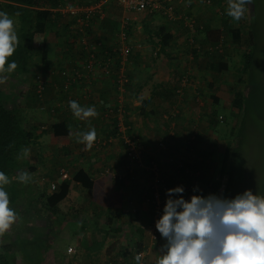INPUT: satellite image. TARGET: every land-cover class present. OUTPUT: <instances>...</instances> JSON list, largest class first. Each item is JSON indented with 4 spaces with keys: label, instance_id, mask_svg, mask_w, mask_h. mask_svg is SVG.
Here are the masks:
<instances>
[{
    "label": "crops",
    "instance_id": "crops-1",
    "mask_svg": "<svg viewBox=\"0 0 264 264\" xmlns=\"http://www.w3.org/2000/svg\"><path fill=\"white\" fill-rule=\"evenodd\" d=\"M170 1L173 8L172 20L160 12L151 15L143 13V21L146 23L150 20L153 24H148L149 27L150 25L152 27L149 29V35L157 37L158 43L148 39L149 43L144 44L146 46L142 48L139 43L137 44V41L130 40L129 43L132 42L131 46L133 47L132 57L126 60V57L119 54L120 57H115L120 60L111 59V63L116 69L111 77H99L96 67L94 74L89 79L82 78L80 81L71 82L66 91L61 89L64 83L68 82L66 79L69 78L66 75L73 68L81 71L83 58L78 55L79 47H77L78 49L75 48L76 55H74L73 49L70 51L65 44H61L55 34L42 35L35 40L36 48L42 47L46 43L45 47L48 58L52 61V69L45 73L47 85L42 99H36L33 104L31 103L35 105L33 110L23 104L26 100H17L23 107L26 128L31 130L34 127V131L32 130L31 143L27 147L29 154L22 160L25 161V168L22 167L20 171L9 177L11 183L5 186V190L10 196L9 189L15 182H19L16 177L21 172L29 173L31 180L27 184L19 182L20 186L17 188L22 190L25 187V192L31 193L32 196L37 193L51 194L53 192L51 185H55L57 188L62 181L69 180L81 170L94 178L110 172L124 196V206L119 213L98 209L89 202L90 192L86 190L88 192L86 193L76 184L57 207L58 215L53 221H57L58 225L45 220L51 218L49 213L41 216V213L46 212L44 205L38 203L36 207L29 206L27 203L28 196L25 198L22 196L19 203H10L9 205L17 213V220L6 233L0 235V264H6L4 259L10 260L8 264H24L27 259L20 252V249L30 239L33 240L37 236L40 241L37 243L41 247L38 248L37 244L33 243L38 257L34 264H109L111 262L108 259L115 261L117 257L121 256L132 261L134 260L132 258L133 252L139 247L145 251V264H155L156 258L162 254V248L167 242L166 239L158 235L156 240H152L148 232V226L155 209L154 202L152 201L153 205H151L150 200L152 199L148 195L142 194L141 188L136 186L137 180H145L144 182L148 180V183H145L148 187L150 177L145 176L147 179H143L138 175L148 174L145 165L152 164L151 160H153L155 153L149 151L148 145L143 142L141 147L143 145L144 148H148L147 155L143 156L145 157L143 159L145 167L142 164L140 167L130 164L124 155L123 148L125 147L122 137L125 134L122 135L124 129L122 125L129 130V135L134 143L138 140H134V137L135 135L138 137L139 132L144 133L142 135L143 141L152 139L151 134L160 131L156 124V117L161 119V123H163L169 115L163 113L161 100H168L169 104H171L172 99L174 102L177 101V107H174V103L170 105L175 111L174 113L179 115L181 111L185 115V112H189L191 116L193 114L192 101L194 103L197 101L194 99L195 96L190 94L192 89L186 92L188 84L181 83L177 90L171 82L160 81L157 78L158 67L156 65L158 63L167 65L168 63L169 66L173 65L174 70L182 71L187 64L190 70L194 69L196 72L201 67L210 68L211 60L215 59L218 60L217 67H222L220 63H226L231 57V52L238 49L240 44L239 40L234 39L236 28H232V26H236L237 23L240 24L244 19L243 17L240 21H233L231 17L226 15L227 0ZM212 3H215L216 12H211L206 7ZM103 4V11L105 12L102 14L99 11V19H106L101 23L93 21L87 28L85 35L86 42L95 50L96 54L102 49L101 52L107 50L109 53L95 58L100 66L106 64V60H110V57L114 55L113 53H117L116 39H112L113 35L111 34L114 27L110 28L109 26L119 24V27L123 28L125 24H129L127 20H129L128 16L130 15L111 2L101 1L98 5L101 7ZM247 6L249 7V5H245L246 8ZM156 19H161V22L158 21L160 24L158 27L155 26L157 24ZM73 28L74 26L71 27L72 31ZM162 29L164 34L171 37L164 45L160 43V38L163 36L160 34ZM213 36L218 37L217 41L210 39ZM140 48L142 49L140 50ZM35 61L36 63L39 62L40 57L36 56ZM190 62L197 65H188ZM181 71L179 75L182 78L184 75ZM39 74L42 73L39 72ZM201 76L204 77L205 75ZM118 77H124L125 85L122 84L117 88L113 85V80L118 79ZM4 83L5 86L12 87L6 88V94L12 101L18 99V93H22V91V95L24 93L29 95L32 93L33 95L32 86L35 82L30 75H15L13 78L10 74ZM180 90H184L183 93L187 97L189 96V99H185V97L176 99L174 94L178 96ZM170 91H173L174 94H171ZM168 95L170 96L168 97ZM70 101L78 102L81 107H94L98 115L85 120L78 119L69 107ZM143 101H145L144 105ZM10 104L16 107L13 102ZM104 109L112 110V114L108 118L104 116ZM113 117L117 121L114 126L112 124ZM59 122H64L68 133L71 131L73 135H69L67 143L57 146L51 144L50 140L53 136L52 127ZM116 126L119 127L120 132L116 129L113 130V127L116 128ZM168 127L166 126V130ZM92 128L96 130V139L102 140L103 145L100 148L93 146L91 150H85V145L77 142L75 133L87 132ZM149 146L155 145L152 146L149 143ZM149 153L150 155H148ZM52 161L60 164L56 170L54 169L57 165L52 164ZM189 164L191 165V163ZM162 172L164 178L160 183H164L161 184L164 189L169 190L176 187L185 189L184 180L186 178L182 177L179 172L175 177H171L170 174L166 175L165 171ZM185 174L187 173L185 172ZM138 183L140 184V182ZM135 186L137 190H134ZM155 193L157 191L153 192V198L157 195ZM183 194L184 191L182 194H173L174 197L172 198L177 199ZM137 211L141 214L139 217H134V213ZM30 212L33 214H29ZM69 213L72 214L70 220L61 221L59 219ZM142 214L146 219H142ZM110 218L112 219L109 220ZM66 221L75 223L76 226L82 225L84 228L77 230L75 226L73 232L71 226L70 229H67L65 237H71L75 247L69 246L67 247L68 251L62 253L55 245V241L49 240H55L56 235L61 236V232L66 229ZM32 229L37 231L34 232L35 230ZM52 251L55 254L50 256ZM125 251L127 252L126 256L122 255ZM98 259L101 263L96 262Z\"/></svg>",
    "mask_w": 264,
    "mask_h": 264
},
{
    "label": "rangeland",
    "instance_id": "rangeland-1",
    "mask_svg": "<svg viewBox=\"0 0 264 264\" xmlns=\"http://www.w3.org/2000/svg\"><path fill=\"white\" fill-rule=\"evenodd\" d=\"M214 5L215 3H212L206 7L208 10H211V12H216V6ZM247 8L248 10L242 20V22L245 23L241 22L242 24L237 23L236 26H232V28H236L241 32L243 39L240 41V44L237 47L238 49L231 52V57L226 61V69L218 68V60L214 59L211 60L212 65L210 68L201 67L195 72L194 69L190 70L186 64V67H184L182 71L180 70L184 75L181 78V82L188 84L186 92L189 89H192L190 94L195 96L194 99H197L195 103L192 101L193 107L191 109H193V114L190 116L189 112H185V115H183L180 111L179 120H170L168 116L175 115V111H173V108L170 105L174 103V107H177V101L174 102L172 99L171 104H169L168 100H161V103L163 104V113L169 115H167L168 119L166 118L163 123H161V119H157L156 117V124L160 131L153 132L151 134L152 139L150 140L145 139L143 141L142 135H144V133L141 134L140 132L138 133V137H136V135L134 137V140L138 139L135 142L137 143L136 150L140 159L137 164L138 167L141 166L140 164L144 166L143 159H145V157L143 156H146L148 152V148H144L143 145L141 147L143 142L148 145L149 151L155 153L153 160H151L152 164L149 165V163L148 165H145L147 171L144 168H141L148 174L138 175V177L143 179H147L145 176L150 177L148 187L147 184H145L146 182L148 183V180L146 182H144L145 180H137L136 182V186L141 188L142 194L148 195V197L152 199L150 200L151 205L155 202L152 196L153 192L157 191L155 194L160 198L162 197L161 189L163 186H161V184H164L160 183L164 178L162 171H165V174L167 173L166 175L170 174L171 177H175V175L178 174V169L180 167H182L181 169L186 173L190 172L191 165H193L192 161L197 159V155L192 154L195 152L187 146L188 140L193 131L194 134L192 137L195 133L201 137L199 144L200 148L203 146L202 141L205 143L207 140L212 139V141L215 142V156H211V158L215 160L217 170L213 172L210 178L193 182V184L186 182V177L184 180L185 189L183 194L185 200L190 201L193 195L203 197L216 195L226 199H233L238 194H243L246 190H250L254 195H260L262 187H264V0H251V4H249V7L247 6ZM128 19V25L131 26L132 29L131 41H137V44L139 43L142 48L146 46L144 44L149 43L148 39H152L153 42H159L157 37L149 35V29L152 28L151 25L153 24H151L152 22H150V20L146 23L143 21V13L130 14ZM156 20L157 24H155V26L158 27L160 25L158 21L161 22V19ZM144 23L145 25L142 27ZM149 23L151 24L150 27L148 26ZM117 27H119V24ZM249 36H251V40H249ZM142 48H140V50ZM245 52L252 54V67L249 72L242 73L239 69L244 64L243 55ZM195 64L196 63L194 62H190L188 65L195 66ZM171 66L173 67V65H170L169 67L172 68ZM180 71H178V74H180ZM200 74L205 76L202 77ZM239 78H241L240 83L242 82L240 86H238ZM6 88L10 89L12 87L5 86V89ZM236 90L243 91V103L240 110L233 109L231 105ZM167 91L168 90L166 89V92ZM183 91L179 92L178 96L175 95L173 91H170V93L174 94V96L177 97L176 99H178V97H185V99H187L189 96L187 97ZM169 96L170 95H168V97ZM212 99H217L218 104L213 103ZM109 116L107 115L105 117L108 118ZM212 116L219 121L217 122L216 128L214 126H209L208 119ZM220 118H222V121L219 120ZM35 121L37 122V119ZM25 122L26 120H24V123ZM166 126H169L167 130ZM191 130L193 131L190 132ZM238 131L241 133V145L239 146V153L234 158V167L232 169L233 175L227 186V169L230 149L232 146L231 141L234 140V135ZM173 133L177 134L172 136ZM149 143L152 146L153 144L155 146L150 147ZM160 143L163 145L164 149L159 147ZM123 149L125 158L128 161L126 148ZM148 155H150V153ZM202 158L206 161V164L207 161L210 160V157L208 158V156H206L207 160L204 156ZM202 158L200 159V163ZM189 163H191V165ZM52 164L56 163L52 161ZM58 164H56L57 166L54 170L60 165ZM153 167L155 169L154 171H151V168ZM180 174L182 177H185L182 172H180ZM189 179L192 181L194 178ZM138 182H140V184ZM136 186L134 190H137ZM150 186L152 187L151 189ZM21 191L25 190L22 189ZM86 193L88 192L86 191ZM28 194L25 193L23 195L24 198L27 197L26 195ZM28 202L29 201H27V203ZM134 214V217H139L141 212L137 211ZM142 215V219H146L144 214ZM71 218L72 214L69 213L59 219L63 221L65 219L70 220ZM70 226L73 232L76 224L67 222L66 229L61 232V236L59 237L56 235L55 240H49L51 242L55 241V245L62 253H66L68 251L67 247L69 246L75 247L73 239L71 237H65L67 229H70ZM79 228L83 229L84 226H76L77 230ZM32 230H35L34 232L37 231L36 229ZM157 234L161 236L159 231H157ZM35 238L33 240L30 239V241L20 249V252L27 259V261H24V264H34L35 261H37L38 257L36 255V248L33 243L35 242L38 244L40 241L38 236ZM37 246L38 248L41 247L40 244ZM54 254L55 252L52 251L50 256H53ZM4 260L7 261V259ZM108 261H110V259H108ZM96 262L101 263L100 259Z\"/></svg>",
    "mask_w": 264,
    "mask_h": 264
},
{
    "label": "trees",
    "instance_id": "trees-1",
    "mask_svg": "<svg viewBox=\"0 0 264 264\" xmlns=\"http://www.w3.org/2000/svg\"><path fill=\"white\" fill-rule=\"evenodd\" d=\"M101 1L102 0H0V11L6 12L9 15V17L13 19L19 40V44L17 45L16 51L11 57L8 58L9 63L13 61L17 63V68L12 73H5L4 75H6L8 78V76L11 74L14 78L15 75L17 76V75L26 74V75H30L35 82L32 86V89L34 91L33 95L32 93H30L31 95L25 93L24 95H22L23 91L22 93L18 91L19 92L18 99H14L15 101L10 100V97L6 94L5 83H4L6 80L3 83H0V171H3L8 177H11L16 172L20 171L22 167L25 168L24 167L25 161H22L23 158L18 159V156H21L23 149H27V147L30 145L32 139L31 136L32 130L34 131V127L31 128V130L26 128V122L24 123L26 117L23 112V107L20 103H18V101L26 100L25 103L23 104H25L27 107L33 110L35 108V105H32L35 102L34 100L42 99V96L46 89L47 79L45 73L46 71L52 69V61L48 58V54L45 47L46 43H44L42 47L36 48L35 40H37V38H39L42 35L55 34L56 38L58 39L59 42H61V44H65L70 49V51H72L73 49L74 55H76V53L74 52L75 48L79 47V49L77 48L79 50L78 55H80V57L83 58L81 71H78L76 68H73L66 75V77L68 76L67 78L69 79H66L68 82H65L63 87L61 88L64 91L68 90L71 82H74L76 80L80 81L82 78H85L86 80L89 79V77H91V75L94 74L96 67L99 72V77L100 76L111 77L112 76L111 74L116 70L114 69V65L111 63V61L121 56L119 55L120 54L119 44L122 34L124 35V43L130 48H132L131 51L126 56L127 58L126 60L132 57L133 47L129 43L130 38L132 36L131 26L125 24L124 27L121 28V26L117 27V24H115V26H109V27L110 28L114 27L111 34L113 35L112 39L114 38L116 39L117 53L116 54L113 53L114 55L110 57V60L109 59L106 60V64H103L102 66H100L98 61L95 60V58L99 57L100 55L107 54L108 51L105 50L104 52H101L103 50L102 49L101 51H97L96 54L95 50L90 47L88 42H86L85 35L87 32V28L90 26V24L93 21L97 23H101L106 19V18H103L101 20L99 19L100 17L99 11H101L102 14H104L105 12L103 11L104 4L101 5L99 11H96L91 15L90 19L86 18V15L81 12L78 13L77 15L72 16L68 12L61 11L62 9H66V8L67 9L88 8L92 5L100 4ZM106 2H111L115 4L113 1H106ZM72 26H74L73 31L71 29ZM234 32H235L234 39L239 40L240 42L243 39L241 36V32L239 30H234ZM160 34L163 35L160 38V43L161 45H164V43L166 44L171 37L164 34L163 29L160 30ZM248 38L249 40H251V36H249ZM210 39L217 41L218 37L213 36L210 37ZM83 40L85 44H83ZM36 56L38 58L40 57V61L37 63L35 61ZM91 57L94 58L93 60L94 62L92 69L88 71L86 69V65L87 62L91 60ZM116 60H120V59L118 58ZM243 60H244V64L241 66L239 71L240 72L242 71V73L249 72L252 67V54L245 52L243 55ZM220 64L222 65V67H220L221 69H226L227 65L225 62H221ZM156 66L158 67L157 78L163 82L166 81L169 83L171 82L174 88L178 90V88H180L182 83L181 75L178 74V71L174 70L172 66H171L172 68H170L169 64L163 65L161 63H158ZM39 72H41L42 74H39ZM118 79L113 80V85H115V87L117 88L119 87ZM238 80H239L238 86H240V84H242V82L240 83L241 78H239ZM40 88H42V90L40 93H38V90ZM242 93H243L242 90L240 91L236 90V93H234V98L231 101V105L233 109L235 108L237 110H240L242 108V103H243ZM212 101L213 103L218 104L217 99H212ZM11 102H13L16 105V107H13L10 104ZM144 104L145 101H143V105ZM108 112L112 114L111 109H104L103 112L104 116L106 115V113L109 116L110 114H108ZM168 118L170 120L177 121L179 120L180 117L178 114L175 113V115L168 116ZM112 120H113L112 124L114 126L115 122L117 121L114 117L112 118ZM219 120L222 121V118H220ZM208 121H209L208 122L209 126L211 127L214 126L215 128L217 126V122H219L214 116L208 119ZM122 127H124L122 135L125 134V136L129 137L130 136L129 130L123 125ZM52 129H53V133H52L53 136L50 140L51 144L59 146L61 144L68 142L69 133L67 130V126L64 124V122H59L55 124L52 127ZM114 129L119 131L118 126H116V128L113 127V130ZM192 131L193 130H191L190 132ZM176 134L177 133H173L172 136ZM191 134L193 135L194 131ZM191 137L188 140L187 146L188 148H190L195 152L192 154H196L197 159L192 161L193 165H191L192 167L190 168V172L185 174V171L181 169L182 167L178 169V172L179 173L182 172L185 178L187 177V182L193 184V182L210 178L213 172L217 170V167L215 165V160L211 158V156L212 157L215 156L214 155L215 154L214 146L216 145L215 142L212 141V139L207 140L205 143L204 141H202L203 146L202 148H200L199 144L201 137L198 136L196 133L192 138ZM240 137H241V133L238 131L234 135V140L231 141L232 146L230 149L229 164L227 169V175H228L227 186L230 183L231 177L233 175L232 169L234 167L233 164L234 158L239 153V146L241 145ZM130 138L132 139L131 136ZM122 142L124 143L123 137H122ZM102 145H103L102 140L96 139L93 146L96 148H100L102 147ZM123 146L125 147L124 144ZM203 156L205 158L206 156H208V158L210 157V160L207 161V164L206 161L203 160L202 158ZM201 158L202 160L200 163ZM189 178H194V179L190 181ZM76 184H78L82 189L90 192L89 202L92 206L107 211H116L117 213L121 212V209H123L124 196L120 191V187L117 184L116 179L110 172L94 178L88 175L83 170L79 171L69 180L62 181L57 186V188L55 187V185H53L54 189H52L53 192L51 194L42 195L37 193L35 196H32V194L29 193L28 195H26L28 196L27 199L29 201L28 202L29 206L36 207L38 203H41L42 205L45 206V210H46V212L41 213V216L43 214L49 213L51 218H46L45 220H48L49 223L52 222L57 223V221H53V219H56L58 215L57 207L66 198V196L69 194V192L73 189L74 185ZM13 186H15L16 188ZM13 186L12 188L9 189L10 191L9 200L11 204L19 203L21 197L26 193L25 191H21L17 189V187L20 186L19 182H15ZM23 189H25V187H23ZM161 193L163 194V192ZM259 196H264V187H262V191ZM172 197H174V195ZM168 198L169 197H165L163 199V203L161 205L163 207V208L161 207L162 210L164 209V206ZM24 203H26L25 200ZM29 214H33V212H30ZM111 219L112 218H110L109 220ZM57 224L59 225V223ZM135 250L142 251V248L139 247L136 248ZM126 254L127 252L125 251L122 255L126 256ZM132 258L134 260L131 262L133 264H136L137 262H135V257L133 256ZM119 259H122L123 262L127 261L124 257L121 256V257H117L115 261L114 259L110 260V262L112 264H118ZM5 262L6 264H8L10 260H7Z\"/></svg>",
    "mask_w": 264,
    "mask_h": 264
},
{
    "label": "clouds",
    "instance_id": "clouds-1",
    "mask_svg": "<svg viewBox=\"0 0 264 264\" xmlns=\"http://www.w3.org/2000/svg\"><path fill=\"white\" fill-rule=\"evenodd\" d=\"M249 4L251 0H227L226 15L233 21H240L247 11L245 5ZM18 44L13 19L0 11V83L7 79L5 73H12L17 68V63H9L8 58ZM69 107L81 120L98 115L94 107H81L76 101H70ZM69 135L73 133L69 131ZM75 136L78 143L85 145V150H91L97 133L92 128L75 133ZM28 154L29 150L23 149L18 159ZM16 179L27 184L31 176L21 172ZM9 183V177L0 171V235L17 220L5 190ZM183 191L182 187L167 190L169 198L163 215L156 222L157 230L167 243L155 264H264V196L246 190L233 199L216 195H193L190 201L182 195L172 198L173 194ZM135 260L140 264L141 255Z\"/></svg>",
    "mask_w": 264,
    "mask_h": 264
},
{
    "label": "built area",
    "instance_id": "built-area-1",
    "mask_svg": "<svg viewBox=\"0 0 264 264\" xmlns=\"http://www.w3.org/2000/svg\"><path fill=\"white\" fill-rule=\"evenodd\" d=\"M106 1H113L117 6L121 7V9L128 14H142V13H146V14H155L157 12H160L163 14V16H166L169 20L173 19V8L170 4V0H102V2H106ZM206 3H208V1H205ZM100 7L99 5H95L94 7H89V8H69V9H62V12H68L70 15H77L78 13H83L86 15V18L90 19L91 15L96 12L99 11ZM83 44H85L84 40H83ZM120 49L119 52L123 57H126L128 55V53L131 51L132 48H130L129 46H127L124 43V35H121L120 38ZM94 58L91 57V60H89L87 62L86 65V69L89 71L92 69L93 66V61ZM124 77H120L118 79V83L119 86L124 84ZM42 90V88H40L38 90V93H40ZM108 114H110V112H108ZM107 116V113L106 115ZM123 132V131H122ZM124 140V145L126 148V153H127V158H128V162L132 165H137L140 161L139 159V154L136 150V145L135 143L132 141V139L128 136H124L123 137ZM98 141V140H97ZM159 147L163 148V145L160 143ZM154 167L151 168V171H154ZM51 189H54V186L51 185ZM162 197L160 198L159 196H155L154 198V205H155V209H154V215H153V219L151 224L148 226V232L150 233V236L152 238V240H156L157 239V228H156V222L161 218V216L163 215V210L161 208V205L163 203V199L165 197H168L167 195V190L166 189H162ZM137 255H141V261L140 264H145V251H134L133 252V256L136 257ZM136 262V260H135ZM112 264V263H109ZM118 264H133L130 260H127L126 262H123L122 259L118 260ZM137 264V263H136Z\"/></svg>",
    "mask_w": 264,
    "mask_h": 264
}]
</instances>
